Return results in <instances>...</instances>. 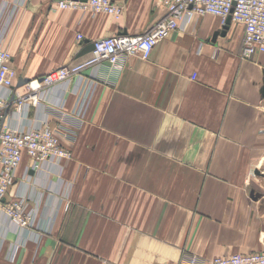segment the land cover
Listing matches in <instances>:
<instances>
[{
    "label": "crops",
    "instance_id": "crops-1",
    "mask_svg": "<svg viewBox=\"0 0 264 264\" xmlns=\"http://www.w3.org/2000/svg\"><path fill=\"white\" fill-rule=\"evenodd\" d=\"M0 1V45L27 80L164 14L154 0H111L117 19L54 0ZM243 37L239 23L193 14L148 59L87 70L98 83L82 115L74 78L36 107L11 108L5 125L47 123L72 159L32 171L23 156L6 199L23 196L36 221L14 230L0 211V264H204L264 250V53L242 59Z\"/></svg>",
    "mask_w": 264,
    "mask_h": 264
},
{
    "label": "built area",
    "instance_id": "built-area-1",
    "mask_svg": "<svg viewBox=\"0 0 264 264\" xmlns=\"http://www.w3.org/2000/svg\"><path fill=\"white\" fill-rule=\"evenodd\" d=\"M27 0H17L15 7ZM164 8L163 16L145 33L140 35H114L93 42V50L84 60L61 66L49 73L28 80L17 86V74L10 65V53L0 45V211L14 230L32 228L36 221V211L29 209L23 196L7 201L8 188L23 156L30 161V169L38 171L45 163L62 165L72 159V152L63 147L55 131L47 123H39L26 129L11 128L3 123L12 108L25 112L28 106L36 107L45 91L59 83L74 78V92L79 97L77 114L82 115L87 97L97 85L98 78L86 74L87 70L107 63L111 68H119L125 59L138 56L148 59L154 46L169 33L180 28L193 15H214L222 25L230 21L244 26L241 50L242 59H250L256 53H264V0H154ZM6 3L0 1V13ZM55 9H78L92 14H109L114 18L121 15V7L111 0H54ZM81 36H77L80 39ZM1 41V39H0ZM1 43V42H0ZM12 99V101H11ZM6 110H8L6 112ZM68 203L65 204L67 208ZM21 244L15 242L8 260L14 262ZM187 264H198L194 256L185 257ZM204 264H264V250L249 254L214 257Z\"/></svg>",
    "mask_w": 264,
    "mask_h": 264
},
{
    "label": "water",
    "instance_id": "water-1",
    "mask_svg": "<svg viewBox=\"0 0 264 264\" xmlns=\"http://www.w3.org/2000/svg\"><path fill=\"white\" fill-rule=\"evenodd\" d=\"M230 20V17L227 18L226 20V24L229 22ZM93 50V43L87 45L86 47H84L77 55V57H82V56H85L87 54H89L91 51ZM28 80L27 79H23L22 77L18 79L17 81V86H20L22 85L23 83L27 82ZM12 101V99H11ZM8 110H6L7 112Z\"/></svg>",
    "mask_w": 264,
    "mask_h": 264
}]
</instances>
